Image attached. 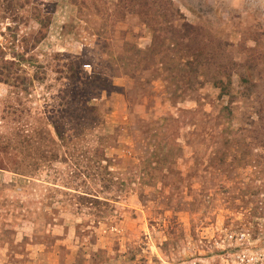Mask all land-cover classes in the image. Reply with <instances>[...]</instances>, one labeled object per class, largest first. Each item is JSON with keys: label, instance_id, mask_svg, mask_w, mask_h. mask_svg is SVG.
I'll return each mask as SVG.
<instances>
[{"label": "rangeland", "instance_id": "374dc122", "mask_svg": "<svg viewBox=\"0 0 264 264\" xmlns=\"http://www.w3.org/2000/svg\"><path fill=\"white\" fill-rule=\"evenodd\" d=\"M0 264H264V0H0Z\"/></svg>", "mask_w": 264, "mask_h": 264}]
</instances>
